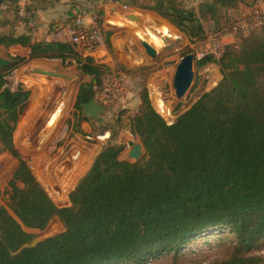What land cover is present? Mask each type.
<instances>
[{"label":"trees","instance_id":"trees-1","mask_svg":"<svg viewBox=\"0 0 264 264\" xmlns=\"http://www.w3.org/2000/svg\"><path fill=\"white\" fill-rule=\"evenodd\" d=\"M19 1L3 3L14 5V22L20 19L24 31L0 34V45L25 47L28 59L75 63L91 77L77 91L74 106L81 110V104L94 99L109 69L81 55L72 43L35 39L28 26L31 5L18 17ZM110 1L155 13L191 42L205 39L201 20L216 19L221 11L242 6L258 15L247 14L251 28L237 44L226 45L218 58L210 54L196 61L197 67L217 64L221 80L171 124L142 89L129 132L141 143L143 157L120 160L123 146L111 142L116 136L111 133L65 207L51 201L13 143L30 93L11 92L5 77L27 59L16 57L10 67L0 68V152L19 162L8 209L0 206V264H143L163 254H171L176 264L180 248L213 229L230 237L225 255L193 264H264V256L253 253L264 243V11L256 7L258 0H198L196 5L189 0ZM89 11L100 25L101 9ZM255 19L259 24L252 27ZM73 20L69 11L71 27ZM7 24L1 21L0 28ZM105 37L110 48V34ZM119 124L116 116V129ZM53 219L63 231L29 244L25 229L43 231Z\"/></svg>","mask_w":264,"mask_h":264},{"label":"rangeland","instance_id":"rangeland-1","mask_svg":"<svg viewBox=\"0 0 264 264\" xmlns=\"http://www.w3.org/2000/svg\"><path fill=\"white\" fill-rule=\"evenodd\" d=\"M61 1L50 0L49 3ZM189 1L192 5H196L198 2V0ZM74 6V2H69V11ZM256 7L264 11V0H258ZM84 9L88 12L91 8L87 6ZM94 9L95 11L100 10V8ZM121 10L122 12L126 11V15L133 14L140 17L142 23L139 24L122 17V24L109 26L112 28L110 33L114 34L116 43L110 42V48H108L105 44V33H107L105 31L107 30L104 31L105 26L103 24L105 18H98L97 21H100L101 24H94L93 29L98 39L97 44L94 46V53H85L81 46L73 44L81 55H89L93 57L96 63L109 69L104 75L102 87L96 89L95 92L94 99L105 107V111L101 114V120L99 121L88 119L91 125L98 130L96 133L99 134L97 139L91 138V140H88L91 142L89 146L84 143L86 139L81 128V118L83 119L84 117L81 115V110L75 108L74 103L78 87L80 84L91 81V77L83 75L75 63L67 65L57 59L49 62L53 67L49 72L64 76L65 79L50 78L49 76L34 73L37 69L35 67L36 64H33V62L26 66L25 63L22 67H16L11 71L16 70L13 73H7L6 82L8 80L10 84H17L22 79V81H25L24 86H27L26 90L33 94V106L31 107V112L28 113V120L25 123L26 127H34L37 124V122H31L30 120L35 117L38 118V124H41L42 128H50L49 131L53 132V136H48L49 139L44 151L26 150L27 144L33 146L37 136H19L18 141L22 149L18 150V153L30 168L32 174L34 173L32 169L34 170L37 164H41L42 167L50 168V171L56 169L54 175L57 178V174H59L58 166L65 160L67 162L69 157H73V155L74 157L71 161L73 160L80 166L82 165L81 167L84 169L95 151L101 145L103 146L109 142V133H116V136L111 141L112 143L123 146L119 159L133 162L128 157L127 150L128 146L130 148L133 142L137 140L130 136L129 121L140 103L139 95L141 90L146 89L152 107L168 124L174 122L178 115L186 111L203 94L212 90L221 80L217 64L207 63L197 67V60L194 58L195 76L193 84L185 96L178 100L174 95L172 79L175 67L180 59L185 56L187 51L186 55L203 53V57L211 54L218 58L226 45L237 44L240 40L242 34L240 28L233 29L231 25L239 23L242 19V13L248 14L253 11L244 10V7L239 6L235 9L221 11L216 19H202L201 23L204 27L205 39L191 42L183 33L153 12L132 8ZM14 11L15 7L13 4L2 3L0 5V22L13 24ZM52 15L68 17V10L66 12L64 7L59 6L53 8ZM23 16V14L18 15V17ZM31 22H34L33 18ZM154 25H164L171 32L159 46L154 45L141 33V30L147 31L149 26ZM29 28L32 30L36 26L33 23V26H29ZM141 41L147 42L157 51L156 58L153 59L145 53ZM214 48L216 49L215 51L213 50ZM38 63L41 65L47 62L39 61ZM47 81L53 82L51 88L47 87ZM42 85H45V87H42ZM116 116L120 119L118 129L114 126ZM48 142L50 143L48 144ZM79 143L80 145H78ZM71 145L76 148L72 149L73 146L70 148ZM40 158H43V160ZM18 167L19 162L17 159L5 150L0 152V206L7 209L10 202V183ZM40 170L42 174L39 178H48L50 181V178L43 170ZM33 175L35 176V174ZM16 185L19 188L22 187L20 183H16ZM68 187L66 185H58V188L64 189V191H67ZM51 201L58 207H63V205L68 203L66 198L63 200L53 198ZM25 231L30 235L29 244H35L46 237L62 232L63 227L57 219H53L43 231L34 229H25ZM226 236L227 233L214 229L204 231L197 237L195 236L188 244L180 248L181 256L176 260V264L206 263L223 257L227 251L226 243H228L230 238ZM253 253L264 256V243L260 244ZM123 264L135 263L127 262ZM143 264L174 263L171 254H163L160 256H149L145 258Z\"/></svg>","mask_w":264,"mask_h":264},{"label":"crops","instance_id":"crops-1","mask_svg":"<svg viewBox=\"0 0 264 264\" xmlns=\"http://www.w3.org/2000/svg\"><path fill=\"white\" fill-rule=\"evenodd\" d=\"M86 1V3H84ZM50 0H20L19 1V14L18 15H24V7H26L27 5H31L30 9H31V13H32V17L34 19V22H29L28 26H36L35 29H32L30 31V33L32 34V36L37 39V40H45L47 42H62V43H71V30H70V24L67 21V17L66 16H54L53 14V8H57L59 6L64 7V9L68 10L69 12V2H74L76 7H89V8H100L101 11L103 12V18H105L104 20V31L110 34L109 37V41L112 43H116L115 40V36L114 34H111V27L112 25H120L121 23V18L125 17V15L127 14L126 11H123L121 9H123V5H121L118 2H114V1H110V0H62L61 2H53L52 4L49 3ZM68 3V4H67ZM70 10V14H72L73 16V9ZM124 10H127L124 9ZM52 12V13H51ZM123 14V15H121ZM55 20V21H52ZM82 21L83 24L85 26H91L94 25V21L93 18L91 16V14H84L82 17ZM54 22V23H53ZM12 23H9L3 27L0 28V34L2 35H6L9 32L16 30L18 33L23 32L24 30V24L23 22L18 19L16 20L12 25H10ZM115 41V42H114ZM101 49V48H100ZM102 50V49H101ZM94 53V52H93ZM0 56L8 59L12 62L13 58L16 57H22V58H26V65L31 64L33 62V64H36L35 67L37 70L34 71V73L36 74H40L38 73L39 71H43L46 73H51L49 71H51L53 69L52 65H50L49 62H53L55 60L53 59H28L29 56V50L25 47H22L20 45H10L7 48L3 47L0 45ZM39 61H46V64H41L39 65ZM23 65L19 66L22 67ZM16 71V70H14ZM13 71V72H14ZM11 72V73H13ZM54 74V73H51ZM42 75V74H41ZM58 75V74H55ZM45 76H49L50 78H59L56 76H50V75H45ZM8 77V76H7ZM6 79V77H5ZM64 79V78H62ZM24 82L22 81V79H20V81L17 84H10V81L7 80L6 82V87L11 91V92H16L20 89L22 90H26L27 86H24ZM89 82V81H88ZM47 87L51 88L53 85L52 81H47ZM42 87H45V85H42ZM79 88V87H78ZM27 91V90H26ZM78 91V90H77ZM76 95L77 92L75 94V99H76ZM33 94L31 93L29 96L28 101L25 103L22 111L19 113L18 116V120H17V124L15 127V130L13 132V143L14 146L16 148V150H21V146L20 143L18 141L19 136H31V135H35L37 136L36 142L33 143V146H31L30 144H27V148L26 150H32V151H44L45 150V146H47V141H48V136H53V132L49 131L50 128H42L41 124H38V118H31V122H37V124L34 127H26L25 123L26 120H28V113L31 112L32 110V106H33ZM32 116V115H31ZM30 116V117H31ZM39 117V116H38ZM97 121V120H96ZM81 128L85 134V145L89 146V144H91L90 141L92 139H97V134L96 132L98 131L96 129L95 126H92L90 121L88 119H81ZM106 132V131H105ZM109 132V131H107ZM104 133V132H103ZM108 136L110 137V133L108 134ZM130 136H132L130 134ZM103 138V136H101ZM108 137V139H109ZM137 140V139H136ZM138 141V140H137ZM135 141V142H137ZM115 142V141H114ZM132 142V141H131ZM139 142V141H138ZM50 142H48L49 144ZM80 145V143L78 144ZM106 145V144H105ZM105 145H101L99 147V149L97 151H95V153L93 154V156L90 158L89 162L85 165L84 169L83 167H81L79 164H77V162L75 161H71V159L74 157L70 156L68 161L63 162L60 166H58V170H59V174H57V178H55V170L50 171V168H46V167H42L41 164H37V166L35 167V169L32 171L34 172L33 174H35L34 177H36V180L41 184V186L44 188V190L46 191V193L48 194L49 198L51 200H53V198H57V199H64L66 198L68 200V195L69 193L74 189V187L77 185L78 181L84 176V174L88 171V169L90 168L94 158L97 156V154L101 151V149L105 146ZM129 145V144H128ZM73 145L70 146V148ZM132 146V145H131ZM76 147L73 146L72 149H75ZM129 149V146H128ZM75 151V150H74ZM121 154V153H120ZM120 156V155H119ZM41 160H43V158H40ZM81 164V163H80ZM39 169V170H37ZM42 169L43 172L50 178V181L48 178H44L42 177V179L39 178V176L42 174V171L40 170ZM49 171V172H48ZM21 184V183H20ZM66 185L68 187L67 191H64V189L58 188V185ZM22 185V184H21ZM61 189V190H59ZM69 205V201L68 203H66L65 205H63V207L68 206ZM58 207V206H57Z\"/></svg>","mask_w":264,"mask_h":264},{"label":"water","instance_id":"water-1","mask_svg":"<svg viewBox=\"0 0 264 264\" xmlns=\"http://www.w3.org/2000/svg\"><path fill=\"white\" fill-rule=\"evenodd\" d=\"M4 0H0V5H2ZM125 18L137 23H142V19L136 15L130 14L125 15ZM141 45L145 50V53L151 57H157V51L151 47L147 42L141 41ZM11 65V61L0 56V68H8ZM38 73L42 75L56 76L59 78H64L61 75H55L51 73H46L39 71ZM194 55L187 54L183 56L179 63L175 67V71L172 79V88L174 90L175 97L179 100L185 96L187 91L193 84L194 81ZM65 79V78H64ZM105 111V107L100 105L96 99H92L87 103L81 104V115L86 119L101 120V114ZM128 157L133 160V162L138 161L144 155L143 147L140 142H133L132 146L127 150Z\"/></svg>","mask_w":264,"mask_h":264},{"label":"built area","instance_id":"built-area-1","mask_svg":"<svg viewBox=\"0 0 264 264\" xmlns=\"http://www.w3.org/2000/svg\"><path fill=\"white\" fill-rule=\"evenodd\" d=\"M123 9H126V7L123 6ZM86 13L92 14L90 11L86 12V10L82 7H76L73 9V26H70L71 43L81 46L85 53L91 54L94 51V46L97 44L98 39L96 37V32L93 30L94 25L87 27L83 24L82 17ZM252 14L257 16L258 11L254 10L252 11ZM258 24L259 21L255 19L254 23H252V27H256ZM231 26H233V29L240 28L242 35H247L251 28L250 24L247 22V14L244 13H242V19L239 21V23H233ZM213 50L215 51L216 49L214 48ZM203 56V53H195L194 58L199 60Z\"/></svg>","mask_w":264,"mask_h":264},{"label":"bare ground","instance_id":"bare-ground-1","mask_svg":"<svg viewBox=\"0 0 264 264\" xmlns=\"http://www.w3.org/2000/svg\"><path fill=\"white\" fill-rule=\"evenodd\" d=\"M148 29L147 31L141 30V33L156 46H159L161 42H163V40H165V38L171 33L164 25L149 26Z\"/></svg>","mask_w":264,"mask_h":264}]
</instances>
